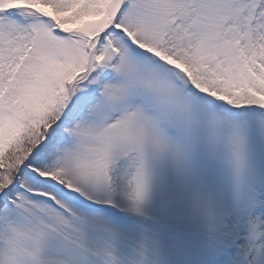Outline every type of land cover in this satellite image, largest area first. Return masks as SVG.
Returning <instances> with one entry per match:
<instances>
[{"label": "snow or ice", "instance_id": "6c2138e0", "mask_svg": "<svg viewBox=\"0 0 264 264\" xmlns=\"http://www.w3.org/2000/svg\"><path fill=\"white\" fill-rule=\"evenodd\" d=\"M0 264H264V0H0Z\"/></svg>", "mask_w": 264, "mask_h": 264}]
</instances>
